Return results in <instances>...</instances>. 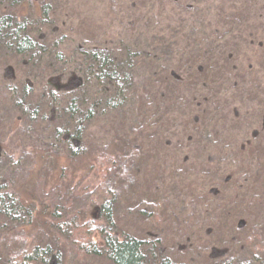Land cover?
Listing matches in <instances>:
<instances>
[{"label": "trees", "instance_id": "16d2710c", "mask_svg": "<svg viewBox=\"0 0 264 264\" xmlns=\"http://www.w3.org/2000/svg\"><path fill=\"white\" fill-rule=\"evenodd\" d=\"M106 1L92 23L75 20L73 0H0V135L26 142L14 157L0 140V264H264V148L251 137L264 121L235 110L226 124L220 107L242 90L244 75L227 76L238 59L264 69V0H170L169 12L162 0ZM227 125L251 135L224 142ZM188 127L198 135L185 145H223L220 157L192 175L171 170L164 194L183 206L192 186L220 197L210 211L243 212V242L201 262L159 257L160 239L118 231L143 145ZM140 207L139 219L159 225V206Z\"/></svg>", "mask_w": 264, "mask_h": 264}, {"label": "rangeland", "instance_id": "374dc122", "mask_svg": "<svg viewBox=\"0 0 264 264\" xmlns=\"http://www.w3.org/2000/svg\"><path fill=\"white\" fill-rule=\"evenodd\" d=\"M27 1L31 3V0ZM211 1H215V3L213 5L209 3L210 5L218 6V0H210V2ZM117 2L124 5V3L129 2V0H117ZM162 2L165 5V10L167 8L169 12L171 9L168 8L167 5L170 0H162ZM73 3L77 7L74 9L76 13V15H74L75 20L78 21V19L82 20L89 18L93 23L95 21H101L107 1L73 0ZM225 4L227 5L226 1ZM117 9L120 10V8ZM212 19L214 21L215 17L212 16ZM238 60L236 68L228 71L227 76L232 80L236 79L237 76L244 75L245 80H242V86L240 87L242 90L236 89L237 91H235L234 94H228V98L223 100L220 104V107H226L223 113H228L227 115L231 114V118H227V121L224 122H226V124L230 120L238 122L239 119L237 121L233 120L234 116H236L234 115V111L237 110L244 121L256 116L254 120L257 119L260 123V121H264V69L260 68L261 66L259 64V66H252V69L247 71V62L240 59ZM2 68L4 69V66ZM2 68L0 67V81L3 78ZM241 93H244L243 97ZM246 95H248V97H246ZM230 98H233V100H228ZM1 107L0 98V108ZM10 117L12 118L13 116ZM3 122H5V120ZM0 124H2V121H0ZM175 124L176 127L178 124L181 125V120L175 121ZM261 125V127L255 129L258 133L254 130L253 133H256L255 135L253 133L251 135L250 131L244 133L245 129L243 128L240 129V131L238 129L237 132L232 131L233 129L227 125V131L222 132L221 137L224 142H227V140L230 139L228 135L240 137L242 134H249L255 142L261 141L262 145H260V147L264 148V123H261ZM103 127L105 131H111L110 122ZM191 128L192 127H188L186 129L187 132L184 133L183 137H180L179 134H169L168 139L161 141L159 145H143V153L139 163L140 174L135 176L136 178L138 177L137 186L132 183L130 187V194H133V199L125 205L128 211H123L118 231H122L125 234L138 233L143 238H147L146 240L160 239L162 243L155 247V253L159 255V257L167 256L173 260L190 262L192 259L193 261L201 262L210 260V255L214 250L222 252L230 249V247H236L237 244L243 242L241 239L238 240V237L235 236L238 227L241 226L240 221H242L243 212L240 210L232 214L227 212L228 215L225 216L221 214V216L213 212H218V210L210 211L214 205L219 203L218 199L220 197L207 195L206 192L195 194V189L191 186L192 179L188 181L189 187L191 186L190 193L182 196V200L185 202L183 206L180 202L176 201L173 196L164 194L165 188L169 187L167 183L172 177L171 170L177 171V168H183L184 170L190 171L192 175L195 174L196 171L198 173L201 166L205 167L201 163L208 155L210 158L214 157L215 159H219L220 157L218 155L221 154L220 151H222L223 145L213 148H205L198 145H185L184 141H186L187 136L191 132L198 135V132H195V130L192 131ZM260 128L263 130L262 133L258 135L259 130H261ZM94 129H96V127H93L91 131ZM171 129L173 130L171 133H175L178 128L171 127ZM15 138L18 139L14 140ZM180 138H183L182 142H179ZM19 139H22V136L13 138L12 134L8 136V134L2 133L0 135V140H4V144H1L3 145L2 150L4 149L6 152L14 155V157H18L19 152L17 151V147L19 146L16 145H23L26 143L25 141L19 142ZM180 143L181 145H179ZM97 146L100 147L101 145ZM185 146H187L186 149L177 150L179 148H185ZM30 149L31 148H27V151H31ZM170 153L172 154L170 155ZM262 163L264 168V159ZM204 171H206V169ZM262 184L263 183L260 181L259 187L256 186L253 190V193L257 194V196L262 190ZM218 192L220 193L219 188ZM160 199L165 200L167 205H164L162 203L163 201ZM192 201H195L194 205H192ZM153 204L160 208L159 225L156 226L145 223V221L139 219L136 215L137 211L135 208L136 206H141L140 208L147 209L148 205ZM86 205H80L78 210L80 213L84 212V215L91 218L94 213H92L91 209L88 211ZM89 206L91 205L89 204ZM249 215H251V213ZM249 219L251 220V216H249ZM154 231H156V233H154ZM232 237L236 238L239 242L236 244L231 243L230 240ZM82 264L107 263L96 260L93 262H82Z\"/></svg>", "mask_w": 264, "mask_h": 264}]
</instances>
